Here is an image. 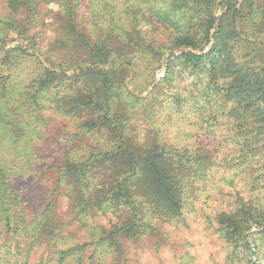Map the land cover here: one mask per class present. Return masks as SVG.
Masks as SVG:
<instances>
[{
	"label": "trees",
	"instance_id": "trees-1",
	"mask_svg": "<svg viewBox=\"0 0 264 264\" xmlns=\"http://www.w3.org/2000/svg\"><path fill=\"white\" fill-rule=\"evenodd\" d=\"M101 1L87 30L77 22L75 0H7L0 45L12 34L26 48L9 51L4 61L15 52L39 60V12L53 5L62 16L54 51L76 62L67 76L71 69L39 61V76L11 100L3 92L11 75L1 79L0 125L15 147L0 146V220L9 233L24 235L29 249L43 248L46 264H114L123 253L120 239L142 238L155 221H179L198 185L220 168L206 150L166 143L174 124L187 123L191 111L202 122L214 101L232 104L226 111L236 129L232 153L252 191L215 216L218 232L229 244L256 248L264 263V0ZM184 48L191 51L166 58ZM162 66L167 75L149 97L126 86L129 77ZM47 111L79 120L80 134L94 136L95 144L59 168L54 192L65 199L68 220L54 198L28 222L11 179L25 173L21 158L28 155L17 145L39 130Z\"/></svg>",
	"mask_w": 264,
	"mask_h": 264
},
{
	"label": "rangeland",
	"instance_id": "rangeland-1",
	"mask_svg": "<svg viewBox=\"0 0 264 264\" xmlns=\"http://www.w3.org/2000/svg\"><path fill=\"white\" fill-rule=\"evenodd\" d=\"M75 2L78 3V24L91 29L89 22L91 11L93 8L101 9L104 1L75 0ZM6 4L7 0H0V17L7 14ZM39 16V25L35 29L38 35L36 58L39 60L15 52L9 60L4 61L9 51L22 46L26 48L17 41L15 35H10V41L4 48L0 45V84L2 78L11 75L3 88V92L7 91L9 94L6 100H11L14 90L27 86L30 79L39 76L40 62L48 68L50 64L63 65L65 69L72 70L65 72V75L74 74L73 63L76 62V57L63 50L56 53L54 51L58 46L56 42L58 36L55 32L62 20L59 7L43 5ZM154 31L158 33L156 29ZM60 39L66 40L63 37ZM213 45L211 42L205 46L203 52H209ZM184 49L168 52L166 58L171 54L179 56ZM51 50L53 51L49 53ZM39 52H43L44 55H39ZM46 58L49 59V63ZM166 75V67L162 66L150 72L145 71L143 75L129 77L126 86L137 96L147 98ZM152 87L149 94L143 97ZM203 101L199 100V105H203ZM217 102L222 103L221 100ZM231 106L232 104H229L227 108L224 106L220 108L213 101L207 105L202 122L200 120L198 122L200 114L191 111L187 123L174 124L171 133L167 135V144L206 150L215 158L220 168H213L215 170L210 173L206 184L198 185L201 186V190H198L196 197L191 199L179 221L171 224L155 221L152 223L154 229L142 238L120 239L123 253L122 256L116 254L114 264H264L258 261L260 255L254 253L256 248L249 252L240 245L235 246L225 241L220 236L215 221L217 214L233 208V197L237 195L247 197L252 192L247 185L250 183L248 175L242 174L234 158L235 154L232 153V150H236L232 143L235 140L236 129L234 120L226 116V111ZM43 116V123L37 127L39 130L31 132L17 145L19 151L28 156L21 158L25 165L23 167L25 173L12 178L11 184L24 203L28 222L42 212L54 198L57 199V210L67 221V216H64L67 211L66 201L54 192L59 168L72 157H83L91 151L95 138L80 134L79 120L65 118L49 111ZM194 123L198 125L195 126ZM33 128L36 126L33 125ZM7 132V127L1 124L0 146L13 148L15 145L6 139ZM78 238L77 240H81V235ZM27 240L24 235L14 236L9 233L4 222L0 220V264H46L47 252L43 248L29 249Z\"/></svg>",
	"mask_w": 264,
	"mask_h": 264
},
{
	"label": "water",
	"instance_id": "water-1",
	"mask_svg": "<svg viewBox=\"0 0 264 264\" xmlns=\"http://www.w3.org/2000/svg\"><path fill=\"white\" fill-rule=\"evenodd\" d=\"M209 50V49H208ZM187 51H191L190 49H184V50H182L181 52H180V54H183L184 52H187ZM156 85V83L153 85V87ZM153 87L152 88H150L149 90H148V92L146 93V94H144L143 95V97H145V96H147L148 94H149V92L153 89Z\"/></svg>",
	"mask_w": 264,
	"mask_h": 264
}]
</instances>
